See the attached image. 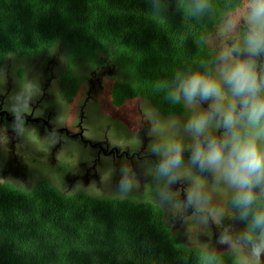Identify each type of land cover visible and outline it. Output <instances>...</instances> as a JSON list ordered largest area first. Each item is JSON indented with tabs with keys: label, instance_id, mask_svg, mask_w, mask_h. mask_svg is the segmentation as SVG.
<instances>
[{
	"label": "trees",
	"instance_id": "1",
	"mask_svg": "<svg viewBox=\"0 0 264 264\" xmlns=\"http://www.w3.org/2000/svg\"><path fill=\"white\" fill-rule=\"evenodd\" d=\"M246 2L208 0L203 14L191 15L194 0H159L157 7L153 0H0V69L7 56L36 65L56 49L64 102L84 77L109 66L113 107L139 98L163 116H182V101L170 97L176 73L213 75L217 59L206 40ZM235 194L227 204L240 219ZM256 196L252 211H264V195ZM240 221L242 235L251 213ZM183 236L151 201L63 195L47 179L26 192L0 183V264H207L201 257L210 254V264H237L236 255L187 246Z\"/></svg>",
	"mask_w": 264,
	"mask_h": 264
},
{
	"label": "rangeland",
	"instance_id": "2",
	"mask_svg": "<svg viewBox=\"0 0 264 264\" xmlns=\"http://www.w3.org/2000/svg\"><path fill=\"white\" fill-rule=\"evenodd\" d=\"M246 5L226 14L206 40L217 59L214 76L222 64L221 52L233 43L243 46ZM55 52L53 49L36 65L7 56L0 69V114L5 115L0 117L8 116V121L0 118V183L26 192L39 179H47L63 195L151 201L163 210L174 232L183 231L187 246L231 253L238 259L250 256V245L241 242L230 247L219 242L222 234L234 241L241 236L242 223L227 204L236 189L219 173L201 172L190 162L196 138L186 124L190 116L207 111L212 101L188 104L181 97L182 116H163L139 98L113 107L112 72L106 66L84 77L76 96L64 102L53 69ZM256 61L258 71L264 68V55ZM23 66L27 68L19 77L17 71ZM29 84L35 88L29 89ZM222 131L214 126L208 129L213 136ZM172 142L180 143L187 154L182 155V165L176 170L179 178L170 183L158 174L164 157L153 149ZM124 152L137 153L147 161L127 160ZM122 179L132 184L128 194L119 192ZM190 192L201 198L189 203ZM254 192L264 195L260 187Z\"/></svg>",
	"mask_w": 264,
	"mask_h": 264
},
{
	"label": "clouds",
	"instance_id": "3",
	"mask_svg": "<svg viewBox=\"0 0 264 264\" xmlns=\"http://www.w3.org/2000/svg\"><path fill=\"white\" fill-rule=\"evenodd\" d=\"M158 2L153 0L154 7ZM209 6L208 0H194L188 11L191 15H201ZM246 7L243 46L233 43L221 52L222 64L216 76L199 70L176 73L175 91L170 97L173 102H179L182 97L188 104L212 101L207 111L190 116L186 124L196 138L190 162L201 172L219 173L236 189L232 202L240 209L241 220H247L251 213V223L248 231L235 241L222 234L219 242L230 247L241 242L250 245V256L239 258L237 264H261L264 211L253 212L252 206L257 200L254 189H264V68L258 71L256 61L264 55V0H247ZM213 126L223 130L220 136L208 132ZM201 136L203 139H199ZM153 151L164 157L157 168L158 174L167 177L170 183L175 182L179 178L176 170L182 165V145L172 142ZM118 187L120 193L128 194L132 184L122 179ZM200 198L190 192L188 201L192 203ZM213 258L214 254L201 257L207 264Z\"/></svg>",
	"mask_w": 264,
	"mask_h": 264
},
{
	"label": "flooded vegetation",
	"instance_id": "4",
	"mask_svg": "<svg viewBox=\"0 0 264 264\" xmlns=\"http://www.w3.org/2000/svg\"><path fill=\"white\" fill-rule=\"evenodd\" d=\"M4 114H0V116H3ZM5 116V115H4ZM1 118V117H0ZM1 119H5V120H7L8 121V116L7 117H5V118H1ZM26 119H27V117H26ZM138 159H140V160H142V162H145V161H147V160H143V156H138ZM148 159H150V157H148Z\"/></svg>",
	"mask_w": 264,
	"mask_h": 264
}]
</instances>
